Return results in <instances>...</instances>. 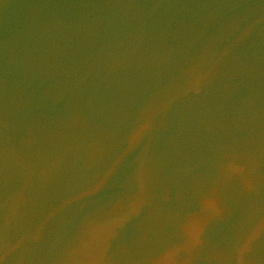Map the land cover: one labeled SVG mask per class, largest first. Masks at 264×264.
Returning <instances> with one entry per match:
<instances>
[{
    "label": "water",
    "instance_id": "1",
    "mask_svg": "<svg viewBox=\"0 0 264 264\" xmlns=\"http://www.w3.org/2000/svg\"><path fill=\"white\" fill-rule=\"evenodd\" d=\"M0 264H264V0H0Z\"/></svg>",
    "mask_w": 264,
    "mask_h": 264
}]
</instances>
